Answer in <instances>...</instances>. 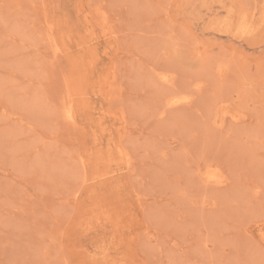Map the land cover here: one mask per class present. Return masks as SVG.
Listing matches in <instances>:
<instances>
[{
  "label": "rangeland",
  "instance_id": "1",
  "mask_svg": "<svg viewBox=\"0 0 264 264\" xmlns=\"http://www.w3.org/2000/svg\"><path fill=\"white\" fill-rule=\"evenodd\" d=\"M0 264H264V0H0Z\"/></svg>",
  "mask_w": 264,
  "mask_h": 264
},
{
  "label": "bare ground",
  "instance_id": "2",
  "mask_svg": "<svg viewBox=\"0 0 264 264\" xmlns=\"http://www.w3.org/2000/svg\"><path fill=\"white\" fill-rule=\"evenodd\" d=\"M225 107H226V106H225ZM69 108H70V107H69ZM69 108H68V109H69ZM69 115H70V114H69ZM68 117H70V116H68Z\"/></svg>",
  "mask_w": 264,
  "mask_h": 264
}]
</instances>
